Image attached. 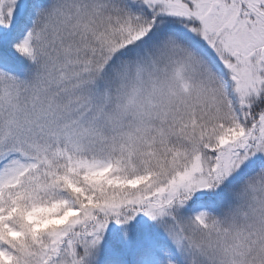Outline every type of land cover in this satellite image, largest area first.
<instances>
[{
	"label": "snow or ice",
	"instance_id": "obj_1",
	"mask_svg": "<svg viewBox=\"0 0 264 264\" xmlns=\"http://www.w3.org/2000/svg\"><path fill=\"white\" fill-rule=\"evenodd\" d=\"M0 264H264V0H0Z\"/></svg>",
	"mask_w": 264,
	"mask_h": 264
}]
</instances>
